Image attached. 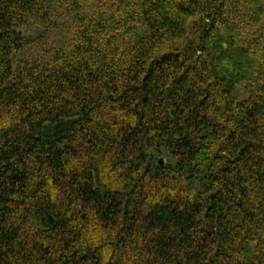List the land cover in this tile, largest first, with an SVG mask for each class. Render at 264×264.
Returning <instances> with one entry per match:
<instances>
[{
  "label": "trees",
  "instance_id": "16d2710c",
  "mask_svg": "<svg viewBox=\"0 0 264 264\" xmlns=\"http://www.w3.org/2000/svg\"><path fill=\"white\" fill-rule=\"evenodd\" d=\"M0 264H264V0H0Z\"/></svg>",
  "mask_w": 264,
  "mask_h": 264
}]
</instances>
